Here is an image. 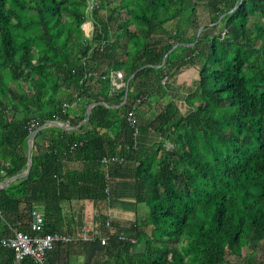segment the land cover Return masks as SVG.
Instances as JSON below:
<instances>
[{
    "label": "trees",
    "instance_id": "1",
    "mask_svg": "<svg viewBox=\"0 0 264 264\" xmlns=\"http://www.w3.org/2000/svg\"><path fill=\"white\" fill-rule=\"evenodd\" d=\"M209 5L214 32L189 36L192 0H0V183L32 158L0 188L14 226L31 232L38 208L46 232L72 235L71 201L121 196L114 180L106 191L102 163L119 155L111 170L133 174L130 194L149 211L129 227L104 215L92 264H264V0ZM188 66L199 79L184 111L162 79ZM112 71L124 72L123 87ZM32 119L73 128L46 126L31 150ZM73 241L47 264H70ZM0 252L14 264L12 250Z\"/></svg>",
    "mask_w": 264,
    "mask_h": 264
},
{
    "label": "crops",
    "instance_id": "2",
    "mask_svg": "<svg viewBox=\"0 0 264 264\" xmlns=\"http://www.w3.org/2000/svg\"><path fill=\"white\" fill-rule=\"evenodd\" d=\"M187 68H183L179 75L184 73ZM179 75L170 77L165 83H162L168 87L170 95L178 102L179 98L185 97L183 89L189 86L186 80H178ZM153 110L151 109V111ZM148 113H150V110H148ZM152 137H154L153 133H151L149 139L151 140ZM41 143L44 150V141ZM72 165L75 166L76 163ZM114 181L115 184L118 183L116 184V189L121 196H116L117 198H114L113 203L86 199L73 200L69 203L66 212L68 218L73 220L72 229L74 232L72 235L76 237L88 235L89 237V240L86 241L75 239L72 242L70 248L73 253L70 257V264H92L98 251H102L106 241H104L105 238L101 232L99 223H101V218L104 215L108 216V220H111L113 224L123 227H129L135 221L147 216L149 211L148 206L145 203H136L133 194H130L133 189L132 187H134L133 174L127 171L115 174ZM96 238L99 239L96 240ZM5 260L6 256L0 252V264H3Z\"/></svg>",
    "mask_w": 264,
    "mask_h": 264
},
{
    "label": "built area",
    "instance_id": "3",
    "mask_svg": "<svg viewBox=\"0 0 264 264\" xmlns=\"http://www.w3.org/2000/svg\"><path fill=\"white\" fill-rule=\"evenodd\" d=\"M92 9V5H90ZM111 79L116 88L123 87L125 82V74L123 71H112ZM106 78V76H104ZM168 77H164L162 81L165 83ZM146 95H140L134 102L132 109L128 113V119L131 123L136 122V113L142 102L145 100ZM61 126L66 128H73L69 122H62L56 120ZM37 119H32L30 129L36 130L38 125ZM33 131V132H34ZM165 146L170 148L173 146L171 142H166ZM125 158L119 155L112 157H104L102 163L108 168L106 177L108 179V186L106 191L111 193V186L114 180V171L112 167L117 164H123ZM1 185V183H0ZM33 222L31 225V232H25L14 226L7 218L6 212L0 207V246L10 249L14 252V264H23L26 257L32 258L36 264H47L48 255L53 251L60 242H70L75 239L89 240L88 235L73 236L62 233H51L45 231V215L44 212L38 208L32 212ZM111 220L106 221V225H111ZM101 223H99V227ZM100 229V228H99ZM92 239V238H91ZM106 241V239H104Z\"/></svg>",
    "mask_w": 264,
    "mask_h": 264
},
{
    "label": "rangeland",
    "instance_id": "4",
    "mask_svg": "<svg viewBox=\"0 0 264 264\" xmlns=\"http://www.w3.org/2000/svg\"><path fill=\"white\" fill-rule=\"evenodd\" d=\"M192 2L195 4V8L197 10V13L191 14V20L188 19V20H185L183 22V24L181 26L182 27V30L183 31L186 30L189 36L194 35L197 32H198V34H201L203 31L205 33H207V32L213 33L214 30H212L211 26H209V27L206 26V25H210L211 22H212V20L215 18V16L214 17L212 16V13L210 11L211 10L210 9V5H209L210 0H192ZM252 18H255V16H253ZM168 27H169V29L171 31H176L178 29V27H180V25L178 24V21L175 20V21H171L168 24ZM83 28H84V30L87 33L92 34V31H93V28H94L93 21L92 20H88L83 25ZM199 31H200V33H199ZM177 75H179V73ZM177 75H175V76H177ZM181 79L182 80H186L187 85H189V86H187V88L185 87L183 89V93H184L185 97L183 96L182 98H179L178 99L179 100V103H180V105L182 107V109L184 111H186L189 108L188 103L186 101V96L190 93V91L192 89H196L197 81L199 79L198 70L195 67H193V66H188L187 70L184 71V73H181L179 75L178 80H181ZM156 82L155 83L153 82V84L150 85L149 88L155 87L157 85ZM24 86H25V84H24ZM145 112H146V116H147L148 119L150 117H152V114H154V110L151 111V109H150L151 115H150V113H147L146 108H145ZM260 254L261 253L259 252L258 255H260ZM234 259L235 260H233V262H231L230 264H236V262H238V259L237 258H234Z\"/></svg>",
    "mask_w": 264,
    "mask_h": 264
},
{
    "label": "water",
    "instance_id": "5",
    "mask_svg": "<svg viewBox=\"0 0 264 264\" xmlns=\"http://www.w3.org/2000/svg\"><path fill=\"white\" fill-rule=\"evenodd\" d=\"M83 25H84V24H83ZM199 33H200V31H199ZM178 46H179V44L174 45L173 49L176 48V47H178ZM168 54H169V53H168ZM168 54H167V55H168ZM167 55H166V56H167ZM95 104H96V103H92V104L88 107V110H87L88 117H89V114H90L91 108H92ZM48 125H60V126H61V124H60L59 122H57V121H50L49 123H46V124L40 126L39 128H37V129L32 133V135H31L30 138H29V145H30V149H31V150H32L33 142H34V139H35L37 133H38L40 130H42L43 128H45L46 126H48ZM31 167H32V158L29 159V162H28V168H27V169L23 172V174H21V175L23 176V175L28 174L29 171H30V169H31ZM21 175H16V176H14V177H12V178L6 180V181H3V182L1 183V185H0V188H1V187H6V186L9 185L13 180L17 179V178H18L19 176H21Z\"/></svg>",
    "mask_w": 264,
    "mask_h": 264
}]
</instances>
